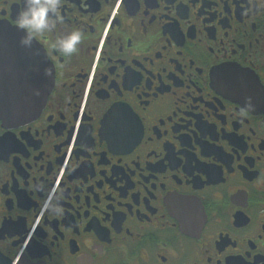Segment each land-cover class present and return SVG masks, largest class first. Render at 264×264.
I'll use <instances>...</instances> for the list:
<instances>
[{
	"label": "flooded vegetation",
	"instance_id": "obj_1",
	"mask_svg": "<svg viewBox=\"0 0 264 264\" xmlns=\"http://www.w3.org/2000/svg\"><path fill=\"white\" fill-rule=\"evenodd\" d=\"M22 6L0 23L25 34ZM59 14L32 38L40 112L0 121V264H264V0ZM75 28L76 52L51 48Z\"/></svg>",
	"mask_w": 264,
	"mask_h": 264
},
{
	"label": "water",
	"instance_id": "obj_2",
	"mask_svg": "<svg viewBox=\"0 0 264 264\" xmlns=\"http://www.w3.org/2000/svg\"><path fill=\"white\" fill-rule=\"evenodd\" d=\"M25 34L0 23V121L20 123L40 112L52 85L42 49Z\"/></svg>",
	"mask_w": 264,
	"mask_h": 264
},
{
	"label": "clouds",
	"instance_id": "obj_3",
	"mask_svg": "<svg viewBox=\"0 0 264 264\" xmlns=\"http://www.w3.org/2000/svg\"><path fill=\"white\" fill-rule=\"evenodd\" d=\"M23 5L15 18L16 26L25 30L22 43L30 44L36 34L52 32L57 23H63L59 14L62 0H20ZM55 17L53 18V15ZM83 38L80 28H75L66 35L57 36L51 43V48L58 53L71 55L77 51V46Z\"/></svg>",
	"mask_w": 264,
	"mask_h": 264
}]
</instances>
